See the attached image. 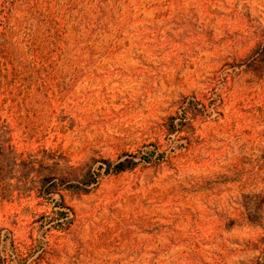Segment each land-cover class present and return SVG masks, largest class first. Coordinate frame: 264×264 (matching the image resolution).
I'll return each mask as SVG.
<instances>
[{
    "label": "rangeland",
    "instance_id": "obj_1",
    "mask_svg": "<svg viewBox=\"0 0 264 264\" xmlns=\"http://www.w3.org/2000/svg\"><path fill=\"white\" fill-rule=\"evenodd\" d=\"M5 37L0 264L254 261L264 0H22Z\"/></svg>",
    "mask_w": 264,
    "mask_h": 264
},
{
    "label": "trees",
    "instance_id": "obj_2",
    "mask_svg": "<svg viewBox=\"0 0 264 264\" xmlns=\"http://www.w3.org/2000/svg\"><path fill=\"white\" fill-rule=\"evenodd\" d=\"M18 1L22 0H0V77H2V74L5 72L4 67H6L9 54L7 40L5 37V33L8 28V16L14 7V4ZM258 236L259 237L256 242L257 256L251 264H264V224L260 226Z\"/></svg>",
    "mask_w": 264,
    "mask_h": 264
}]
</instances>
